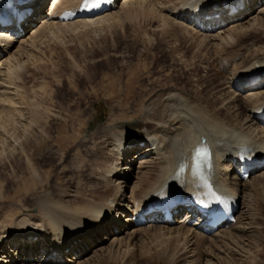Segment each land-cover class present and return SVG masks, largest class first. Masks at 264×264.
<instances>
[{
    "label": "bare ground",
    "instance_id": "obj_1",
    "mask_svg": "<svg viewBox=\"0 0 264 264\" xmlns=\"http://www.w3.org/2000/svg\"><path fill=\"white\" fill-rule=\"evenodd\" d=\"M44 1L33 4L34 15L19 38L0 31V106H7L0 107L2 114H12V106L21 110V95L15 97L21 91L14 80L23 59L61 29L95 30L134 11L162 30L172 23L213 48L220 49L224 42L231 48L239 41L240 49L232 58L217 60L215 95L165 88L134 109L128 124L109 116L82 142L89 157L82 166L88 189L69 195L71 203L40 192L33 196L32 209L21 208L11 219L5 215L0 224V264H83L135 251L146 258V241L163 254L170 245H183L190 264L198 263L199 252L201 264H263L264 168L242 181L235 165L244 151L264 157V0H120L106 13L68 23L58 17L70 10L78 13L85 0H52L51 13L43 12ZM237 3L244 9L228 17L222 6ZM217 13L219 19L209 17ZM202 150L210 151L211 157L197 165ZM196 170L209 174L212 186L238 200L235 225L208 235L189 209L178 212L173 223L154 211L168 194L192 197L205 192L206 187L198 189L192 182Z\"/></svg>",
    "mask_w": 264,
    "mask_h": 264
},
{
    "label": "rangeland",
    "instance_id": "obj_2",
    "mask_svg": "<svg viewBox=\"0 0 264 264\" xmlns=\"http://www.w3.org/2000/svg\"><path fill=\"white\" fill-rule=\"evenodd\" d=\"M142 15L122 13L90 31L61 29L55 38L41 41L36 53L23 59L14 80L21 91L15 96L21 95L17 98H22L21 110L17 105L12 106V114L4 111L10 118L0 110L1 225L5 215L11 219L21 208L32 209L34 194L49 191L71 203L69 195L88 189L82 166L89 157L82 142L109 116H119L117 120L128 124L134 109L139 110L165 88L184 92L199 89L205 97L215 95L219 73L216 62L221 57H234L232 53L240 49L239 41H233L231 48L227 42L222 43L221 53L222 44L219 51V47L213 48L179 25L171 23L162 30ZM261 244L264 246V237ZM142 246L149 252L146 258L135 251L127 257L120 253L111 261L103 257L95 259L97 263L94 259L85 263L190 264L191 259L182 253L183 245L166 247L165 255L164 251H155L151 241ZM171 251L177 257L169 255ZM157 253L164 260L155 256ZM201 255L199 252L195 258L199 259L197 264L203 262Z\"/></svg>",
    "mask_w": 264,
    "mask_h": 264
},
{
    "label": "snow or ice",
    "instance_id": "obj_3",
    "mask_svg": "<svg viewBox=\"0 0 264 264\" xmlns=\"http://www.w3.org/2000/svg\"><path fill=\"white\" fill-rule=\"evenodd\" d=\"M86 2H92V0H86Z\"/></svg>",
    "mask_w": 264,
    "mask_h": 264
}]
</instances>
